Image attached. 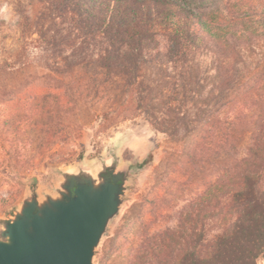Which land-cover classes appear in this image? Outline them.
Instances as JSON below:
<instances>
[{"label": "trees", "instance_id": "obj_1", "mask_svg": "<svg viewBox=\"0 0 264 264\" xmlns=\"http://www.w3.org/2000/svg\"><path fill=\"white\" fill-rule=\"evenodd\" d=\"M190 2L13 0L21 16L17 44L0 48V75L23 70L46 54L55 82L27 92L24 117L14 119L6 133L14 139L11 146L28 145L26 160L32 161L68 138L71 113L81 121L73 124L79 133L98 117L136 112L168 136L184 130L185 139H197L186 155L217 154L219 173L203 180L173 226L127 234L123 264H264V67L245 75L240 54L241 46L264 38V17L247 11L226 21ZM29 8L32 16L25 14ZM162 42L177 78L150 80L146 66L153 59L159 64L152 52L160 53ZM203 50L218 57L205 99L188 95L186 80L189 59ZM168 179L158 182L160 189ZM147 200L130 210L140 226Z\"/></svg>", "mask_w": 264, "mask_h": 264}, {"label": "rangeland", "instance_id": "obj_2", "mask_svg": "<svg viewBox=\"0 0 264 264\" xmlns=\"http://www.w3.org/2000/svg\"><path fill=\"white\" fill-rule=\"evenodd\" d=\"M9 2L13 5V0ZM190 5L196 10L213 12L226 21L231 16L241 15L247 11L254 17H264V0H192ZM17 37L16 27L13 29L0 20V48L15 47ZM165 49L166 44L162 42L160 53L152 52V56L158 59L159 64L156 65L153 59L150 60V65L146 66L147 78L151 77L150 80L161 78L165 74L173 76L170 79L177 78L178 70L166 60ZM240 54L243 60L241 69L245 75L263 68L264 38L254 39L250 44L241 46ZM217 58L216 54L205 50L192 55L186 65L188 95L195 98L200 95L203 99L209 97L208 91L212 84L213 67ZM162 63L165 65L160 68L159 65ZM51 66L53 62L50 61L49 55L45 54L23 70L0 75V101H3L0 102V217L12 214L14 205L21 198L29 178L36 177L37 186L42 188L51 181L54 169L75 164L82 158L98 159L108 143L118 139L120 142L118 152L122 162L139 165L141 169L132 177L126 200L102 238L94 264H123L120 251L125 252L124 249L129 247L121 245L125 236L135 233L139 228V231L152 232L173 226L179 211L203 189V180L212 179L219 173L220 157L213 153L197 155L192 159L186 152L190 148L193 150L197 143L196 138L185 139V131L182 129L174 136L155 130L142 112H136L128 117L118 114H113L108 119L98 117L93 122H86L80 133L73 124L79 125L81 121L71 113L68 116L70 122L68 138L44 149L34 160H26L31 156L28 145L22 147L20 144L21 148L11 146L14 139L7 135L6 130L11 128L14 119L24 117L26 110L21 106L27 103L26 94L33 91L32 87L55 82L52 78L55 74L48 70ZM4 84L7 86L3 87ZM35 91L38 92L37 89ZM186 106L189 110L195 107L188 101ZM190 113L189 111L184 116L188 119ZM13 114H18L17 118H14ZM146 159L148 160L144 163ZM163 177L169 179L166 188L160 189L158 182ZM189 177L194 179L195 184L186 183ZM143 199L148 200L142 213L145 226H140L130 210L133 205L143 202ZM122 227L123 232L120 231ZM212 232L216 233L218 229ZM256 264L263 263L259 260Z\"/></svg>", "mask_w": 264, "mask_h": 264}, {"label": "water", "instance_id": "obj_3", "mask_svg": "<svg viewBox=\"0 0 264 264\" xmlns=\"http://www.w3.org/2000/svg\"><path fill=\"white\" fill-rule=\"evenodd\" d=\"M119 144L112 140L98 159L54 169L42 188L36 177L27 180L12 214L0 217V264H94L141 169L122 162Z\"/></svg>", "mask_w": 264, "mask_h": 264}, {"label": "clouds", "instance_id": "obj_4", "mask_svg": "<svg viewBox=\"0 0 264 264\" xmlns=\"http://www.w3.org/2000/svg\"><path fill=\"white\" fill-rule=\"evenodd\" d=\"M25 14L32 16V10L29 8ZM0 20L13 29L21 20L20 14L15 10V7L9 0H0ZM29 51L30 53H34L36 50L30 49Z\"/></svg>", "mask_w": 264, "mask_h": 264}]
</instances>
